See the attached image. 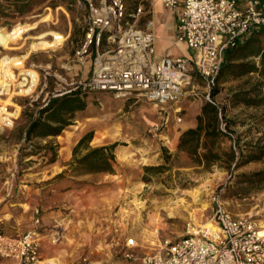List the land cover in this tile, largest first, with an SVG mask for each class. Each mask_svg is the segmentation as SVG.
Returning a JSON list of instances; mask_svg holds the SVG:
<instances>
[{
	"label": "rangeland",
	"instance_id": "374dc122",
	"mask_svg": "<svg viewBox=\"0 0 264 264\" xmlns=\"http://www.w3.org/2000/svg\"><path fill=\"white\" fill-rule=\"evenodd\" d=\"M52 1L39 4L24 15L9 11L0 20L1 28L12 29L18 23H33L47 14L56 16L50 22H42L37 29L23 33L22 36L26 39L21 37L17 43H10L15 49H8L0 44V63L4 56L27 55L22 58L27 65L52 62L55 68L71 66L73 72L86 76L91 60L88 59L83 65L79 64L75 51L78 38L82 37L85 29L89 10L77 0H56L59 5L55 7L51 5ZM126 1L129 11L136 8V0ZM138 26H145L142 18ZM50 29L66 37L64 45L54 49L29 51V44L33 40L30 36ZM48 38L54 39V36L48 35ZM172 49L174 48L171 51ZM194 53L192 50L191 54ZM173 55H177V52ZM8 66L13 71L15 66L20 65L8 63ZM194 82L196 87H190L189 95L178 104L182 106L181 113L175 112L174 104L155 105L143 96L124 100L116 99L110 93L85 94V115L88 117L75 124L84 130L94 131L97 141L108 137L125 140L124 143L134 147V152L129 155V165L120 168L122 175L117 177L115 187L106 184L104 189H108V192L79 193L78 196L61 194L50 190L48 186L39 193H32L37 185L56 183L64 175L49 177L46 159H41L45 154L43 151L46 143L34 139L31 141L33 147L30 148L28 141H25L28 125L35 117V107H25L20 115V108L15 103L24 104L27 100L12 92L0 95V105L17 106L14 114L17 120L12 127H3L2 116L0 117V232L9 235L23 234L37 227L40 234L45 235L42 236L43 256L59 258L62 264L81 255L111 260L118 264H139L138 260L127 262L123 257L120 250L125 240L134 238L144 246L141 247L143 251L139 252V256L143 252H155L152 248H157L160 240L167 237L181 238L188 221L197 224L209 222L213 216L214 197L223 201L234 215L250 216L264 229V185H244L239 178V174L243 172L264 169V160L243 165L231 179L228 170L215 165L208 171L198 166L186 152L179 151L175 144L170 143L182 131L187 117L195 118L202 104L208 100L206 96L209 91L203 80L196 78ZM236 84V81L225 83L219 100L223 101L230 87ZM55 86L51 80L49 90L52 91ZM262 116L264 107L238 106L227 111V117L235 122L232 130L241 135L244 141L255 140L261 135L264 129ZM166 117L168 121L165 123ZM178 117H182V120L179 121ZM154 125H163L157 134L150 132ZM70 128L76 129L74 126ZM26 144L29 150H24ZM231 144L229 138L222 142L224 148H229ZM55 147L57 154L60 153V144ZM165 149L171 156L168 162L170 169L160 174L147 175L145 166L166 163ZM30 153L40 155L30 158L31 161L26 160V154ZM49 156L51 158V153ZM57 169L56 167L54 170ZM85 183L86 181H78L76 186L84 187ZM196 190L204 193L209 204L200 222H196L191 216V212L200 207L194 197ZM72 205L83 208L69 214ZM176 205H179L176 215L171 216L169 208ZM34 206L39 208L38 214L33 210ZM55 209L58 213L53 217L52 211ZM2 218H7L8 222H4ZM36 218H40L39 226L36 225ZM70 227L74 228V234L64 236L62 230L66 233ZM127 227L129 231L124 234ZM53 237H57L55 242L52 241Z\"/></svg>",
	"mask_w": 264,
	"mask_h": 264
},
{
	"label": "built area",
	"instance_id": "2783aa9c",
	"mask_svg": "<svg viewBox=\"0 0 264 264\" xmlns=\"http://www.w3.org/2000/svg\"><path fill=\"white\" fill-rule=\"evenodd\" d=\"M77 1L88 8L89 16L85 39L75 57L83 65L93 52L89 71L84 76L73 72L71 66L58 69L52 62L27 65L23 60L21 66L14 67V77H0V95L12 92L27 100L25 104L15 103L20 115L35 103L36 117L37 110L51 97L78 91L110 93L124 100L143 96L155 105L174 104L175 112L181 113L178 104L189 95L190 87L195 88L194 80L201 78L210 92L222 66L224 49L264 26V0H163L166 10L175 15L177 39L195 53L191 57L158 56L153 21H147L146 28L138 26L147 12L142 4L129 11L126 0ZM51 80L56 84L52 91ZM209 92L206 98L214 102ZM15 105H6L12 115L2 120L3 127H12L17 120ZM162 127L154 125L150 132L157 134ZM221 129L227 131L225 121ZM29 147H33L31 141ZM214 201L211 226L188 221L181 238L160 240L155 252L142 256L140 264H264V235L257 220L234 215L223 201L216 197ZM39 223L40 218H36V225ZM136 245L134 238L127 239L122 252L126 260L138 259ZM41 248L37 227L18 236L0 232V264L3 260L45 264ZM69 264L118 262L81 255Z\"/></svg>",
	"mask_w": 264,
	"mask_h": 264
},
{
	"label": "trees",
	"instance_id": "16d2710c",
	"mask_svg": "<svg viewBox=\"0 0 264 264\" xmlns=\"http://www.w3.org/2000/svg\"><path fill=\"white\" fill-rule=\"evenodd\" d=\"M46 1L0 0V20L8 15L9 11L24 15ZM51 5L55 7L59 4L53 0ZM86 31L87 22L82 37L78 38L77 48L83 43ZM92 58L93 52L89 59L92 61ZM234 81L237 84L231 86L223 101H220L219 96L222 93L223 85ZM87 93L78 91L51 97L45 107L37 110V116L26 130L25 141L27 140L29 143L39 134H61L63 129L71 124L70 120L64 118L62 113H70L69 117L74 118L77 111L85 110L87 105L83 96ZM209 94L215 103L206 100L202 104L200 112L195 117L196 125L182 132L177 149L186 152L198 166H202L208 171L215 165L228 170L232 179L235 171L243 165L252 161L264 160V129L255 140L244 141L241 135L232 130L235 122L227 117L229 108L238 106L246 108L264 107V26L248 32L238 39L234 46L224 49L222 66L216 83L211 87ZM36 106L37 104L34 103L35 109ZM30 107L34 108L33 106ZM51 111H54L55 119L60 122L57 126H52L43 120L44 115ZM262 117L264 121V116ZM222 121L226 122L227 131L221 129ZM93 137L94 131L87 132L74 147L73 153L76 158L72 171L78 173L95 170L114 172L113 162L116 161L114 150L120 142L92 148L89 143ZM225 138H229L232 142L229 148L222 146ZM27 146L26 144L24 150H29ZM45 149L47 153H51L50 161H55L57 157L55 145L47 142ZM84 149H88V151L80 156ZM164 151L167 153L165 156L166 163L145 166L147 175L151 173L160 174L170 169L168 162L171 156L167 149ZM32 154L34 153L28 155ZM28 155L26 154V156ZM239 178L244 185L257 184L263 186L264 169L249 173L243 172L239 174Z\"/></svg>",
	"mask_w": 264,
	"mask_h": 264
},
{
	"label": "crops",
	"instance_id": "0c3cea01",
	"mask_svg": "<svg viewBox=\"0 0 264 264\" xmlns=\"http://www.w3.org/2000/svg\"><path fill=\"white\" fill-rule=\"evenodd\" d=\"M136 1H137V5L142 4L147 9V12L141 16V18L145 22V26L143 28H146V22L147 21H149V20L153 21V27H152L153 32H155L154 34H155V36H157L156 37L157 55L158 56H168V57H173V58L191 57L192 56V54H191L192 50L187 46V44L184 41L177 39L175 15L172 12H169L166 10V8L163 5V1L161 0L162 6L160 5L161 6L159 8L160 10L157 9V0H136ZM157 11H159V12H157ZM166 16H167V18H166ZM169 16H170V18H169ZM159 25H160V28H159ZM161 26H162V28H161ZM168 32H170V34H168ZM157 39H159L160 42ZM171 42H172V44H171ZM166 45H167V48L163 49L162 47H166ZM174 46H176V47H174ZM160 47L162 48L161 51L163 53H160L161 52ZM171 48H174V49H172V52L173 53L177 52V55L171 54L172 53L170 51ZM177 50H179V51H177ZM193 78H194V76H193ZM193 84L196 87L195 82ZM179 106L182 108L181 105H179ZM85 111H86V109L83 111H77L76 117H74V118L69 117L70 113L65 114V112H63L62 114L64 115V118H67L68 120H70L71 124L67 125L63 129L61 134H59V135L39 134L36 137H34V139H40V141H42L43 143L51 142L54 145L60 144V151L65 146H68L69 150L65 154H62L61 152L58 153L56 160L50 161L49 153H47L46 149H44L43 152L45 154L41 156V159H42V161H43V159H46L45 160V162L47 163L46 168L48 169V172H50L49 177L55 178V177H59L60 175L62 176V174L64 176H62V178L56 183H49L46 185L44 184L41 186L37 185V187H34V189H32V193H39L40 190H43V189H45V187L48 186L50 190H55L58 193L65 194V195H71V196L74 194L76 196H78L77 194H79V193H81V194L82 193H86V194L87 193H91V194L92 193H102L103 194L105 192H108L107 191L108 189H104L106 184H107V186H108V184H111V186H114V187L116 186L115 181L117 180V177L119 175H122L120 173V168L122 166L129 165V163H130L129 162L130 161L129 155L134 152V147H130L128 144L124 143L125 140H120V138L111 139L108 137V138H102L100 141H97L96 140L97 136L94 134L93 139L89 143L90 147L93 148V147H98V146H103V145H110V144H113L115 142H120V144L114 150V153L116 156V161L113 162V166L115 169L114 172L95 170V171H91V172L78 173V172L72 171V166L75 165V158H76V156L73 153L74 147L77 145V143L80 141V139L87 132H89L87 130H84L83 127H78V125L75 124L80 119L88 117L85 115ZM53 113H54V111H51L50 113H46L43 117V120H44V122L49 123L52 126H57L60 124V122L55 119L56 117H54ZM34 119H35V117H34ZM183 125H185L184 128L182 127L183 131L187 130L190 127H194L196 125L195 118L192 116H188L187 121H184ZM72 126L76 127V129L73 130L72 128H70ZM183 131H181L177 136L172 138V140H175V146H177V144L179 142L180 135L182 134ZM68 133L73 134V138H72L71 143H65L63 140V138L67 137ZM87 151H88V149H84L83 152L80 154V156L84 155ZM119 153H125V155H127V159L121 160ZM39 155H40V153L28 155V156H26V160L31 161L30 158H33V157L36 158ZM77 156L80 157L79 155H77ZM56 167L58 169L55 171L54 169ZM78 181H86L84 187L78 188L79 186L78 187L76 186V182H78ZM113 183H114V185H113ZM109 189H112V188H109ZM81 197H82V195H80V198ZM76 202H78V201H76ZM76 202H75V205L77 204ZM75 205H72V208H70L71 210L69 211V214H73V212L77 211V209L81 210L83 208L81 206L76 207ZM36 208L37 207L34 206L33 210H35ZM55 213H58L57 209L52 211L53 217H56ZM2 219H4V222H8L7 218H2ZM62 231H63L62 234L64 236L65 235L71 236L72 234H74L73 233L74 228H72V227H70V230L66 233L64 232V230H62ZM128 231H129V228L127 227V229H125V232H123V233L125 234ZM21 234L22 233L11 234V235L18 236ZM41 236H45V235H41ZM126 241L127 240H125V242L122 245V248L120 250L122 252H123V249L125 248ZM136 243H137V245L135 247V250L138 253V259L137 260L139 261V264H140V258L142 256H144L145 254L153 253V252H151L152 250L150 252H143L142 256H139V252L142 253V251H143V249L141 247H144V246L142 244H139L137 241H136ZM42 247H43V245H42ZM152 249L155 251L157 248H152ZM41 251H43L42 248H41ZM42 258H43L42 259L43 263L48 264V263H46V259H48L50 257L45 258L43 256V253H42ZM126 261L130 262L129 260H126ZM70 262H72V261H70ZM70 262H67L65 264H69ZM2 264H15V262L11 261V260H3Z\"/></svg>",
	"mask_w": 264,
	"mask_h": 264
},
{
	"label": "bare ground",
	"instance_id": "6f19581e",
	"mask_svg": "<svg viewBox=\"0 0 264 264\" xmlns=\"http://www.w3.org/2000/svg\"><path fill=\"white\" fill-rule=\"evenodd\" d=\"M162 1L161 0H157V9H159L162 6ZM157 12H159V11H157ZM166 18H167V16H166ZM169 18H170V16H169ZM54 19H56V16H54L53 14H47V15L43 16L41 19H39V20H37L36 22H33V23H18L15 26H13L12 29H7V28H1L0 27V44L4 45V47H6L8 49H15V47L11 46L10 43H13V44L17 43L18 39L23 37L22 36L23 33H27V32H30L31 30L37 29L42 22H50V21H52ZM159 28H160V25H159ZM161 28H162V26H161ZM168 34H170V32H168ZM48 35H53L55 39H49ZM30 37L33 40L29 44V51L30 50H39V49H43L44 50V49L58 48V47H60V44L63 42V40L66 39V37L63 36L60 32H58L56 30H52V29H50L48 32H43V33L38 34L36 36H30ZM23 38L26 39L25 37H23ZM157 40H159V39H157ZM159 42H160V40H159ZM171 44H172V42H171ZM167 45H166V47H167ZM174 47H176V46H174ZM165 48H163V49H165ZM161 49H160V51H161ZM170 51H171V49H170ZM177 51H179V50H177ZM160 53H163V52L161 51ZM171 54H173V52ZM24 56L23 57H21V56L20 57H17V56H14V57L5 56L4 58H2V61H1L2 63H0V75H1L0 77H2V78L6 77L7 79H9V77H14L13 71L8 66V63H13L15 65H20L21 66L22 63H23ZM0 101H1V99H0ZM10 115H12V114H11V112L8 111L6 106H2V108L0 109V117L2 116V120H5V121L9 120V116ZM102 124H104V123H102ZM182 127L184 128L185 125H182ZM0 129H2V128L0 127ZM182 131H183V129H182ZM101 134H103V133H101ZM72 138H73V134L72 133H68L67 137L63 138V140H64L65 143H71L72 142ZM170 143L175 144V140H171ZM68 148H69L68 146H65V147H63L61 149L60 152L62 154H65L69 150ZM119 156H120L121 160H125V153H119ZM210 187H211V185H210ZM194 197L197 200L198 204H200V207H198L197 209L192 211L191 212V216L193 217L194 220H196V222H200L201 219L204 216L203 212L206 211L209 208V204H208V201H206V199L204 198V193L200 192L199 190L195 191ZM178 208H179V205H176V206H174L172 208H169L170 215L171 216L176 215V210ZM207 226H211V220H209V222L207 223ZM263 227H264V225H263ZM262 234L264 235V229H262ZM46 263H48V264H62V262L59 260V258H48L46 260Z\"/></svg>",
	"mask_w": 264,
	"mask_h": 264
}]
</instances>
